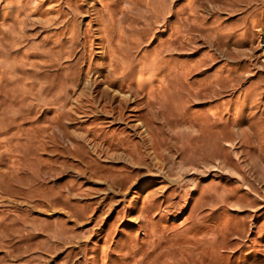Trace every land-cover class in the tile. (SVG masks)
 Segmentation results:
<instances>
[{"label": "rangeland", "instance_id": "374dc122", "mask_svg": "<svg viewBox=\"0 0 264 264\" xmlns=\"http://www.w3.org/2000/svg\"><path fill=\"white\" fill-rule=\"evenodd\" d=\"M0 264H264V0H0Z\"/></svg>", "mask_w": 264, "mask_h": 264}]
</instances>
